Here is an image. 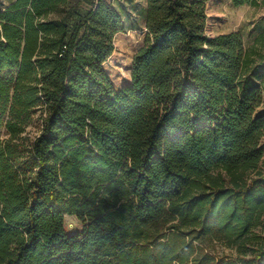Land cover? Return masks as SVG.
I'll return each instance as SVG.
<instances>
[{"label":"trees","instance_id":"trees-1","mask_svg":"<svg viewBox=\"0 0 264 264\" xmlns=\"http://www.w3.org/2000/svg\"><path fill=\"white\" fill-rule=\"evenodd\" d=\"M74 1L0 2V264H264V62L209 0H147L116 88L139 20Z\"/></svg>","mask_w":264,"mask_h":264},{"label":"rangeland","instance_id":"rangeland-1","mask_svg":"<svg viewBox=\"0 0 264 264\" xmlns=\"http://www.w3.org/2000/svg\"><path fill=\"white\" fill-rule=\"evenodd\" d=\"M85 2L74 1L73 6L86 9ZM113 3L117 8L124 4L125 8L132 11V16L139 20V25L125 32L115 35L113 54L105 62V66L116 86L122 88L131 82L132 62L135 54L144 44L146 29L144 28L143 12L147 6V0H106ZM254 4L236 6L232 0H209L207 3V32L210 35L240 31L243 35L245 47L255 63L264 62V0H256ZM8 3L9 0H0ZM86 7V8H82ZM264 96V82H263ZM35 129V128H34ZM264 139V138H263ZM264 167V156L261 162ZM264 218V216H263ZM66 226L70 232L76 233L81 230V221L76 216H66ZM209 250L216 254L231 250L220 243H216Z\"/></svg>","mask_w":264,"mask_h":264}]
</instances>
